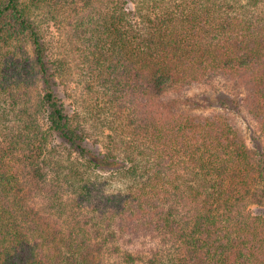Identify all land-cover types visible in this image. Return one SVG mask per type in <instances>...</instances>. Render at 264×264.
Segmentation results:
<instances>
[{
  "label": "trees",
  "instance_id": "1",
  "mask_svg": "<svg viewBox=\"0 0 264 264\" xmlns=\"http://www.w3.org/2000/svg\"><path fill=\"white\" fill-rule=\"evenodd\" d=\"M53 3L104 139L58 94L70 64L34 17ZM35 76L48 130L77 154L52 174L20 82ZM217 85L264 139V0H0V264H133L147 246L149 264H264V214L250 209L264 204V146L232 109L201 112L187 96ZM106 170L126 185L98 200L91 175Z\"/></svg>",
  "mask_w": 264,
  "mask_h": 264
},
{
  "label": "rangeland",
  "instance_id": "2",
  "mask_svg": "<svg viewBox=\"0 0 264 264\" xmlns=\"http://www.w3.org/2000/svg\"><path fill=\"white\" fill-rule=\"evenodd\" d=\"M49 5L51 6L46 5L41 9L36 10L34 17L37 20L38 24L41 26L43 33L46 35V39L50 45V53L52 54V56L54 58L66 59L70 64L69 75L67 76V79L64 83L60 82L58 94L65 102L68 110L71 113H73L74 110H79L82 112L84 110L87 118L84 119V123L89 126L91 130L94 126H97L94 128V132L96 131L95 133L98 134L100 139H104L106 134H109L110 131L103 123H100L103 126L98 125L95 122V119L98 120L97 116H99L100 120L103 122L106 118V114H104L103 110H100V108H96V101L92 100L91 92H89L87 85L85 84L84 79L81 76V60L78 55H75L74 45L71 44L70 36L72 34V28L69 25V22L67 21L64 15L65 13L63 11L53 6L54 3ZM18 64L22 65V60L19 61ZM13 70L14 69L12 68L11 71ZM10 75H12L14 79L8 78L7 81H9L11 84H15L17 80H15L16 78L14 75V71ZM20 82L24 84L27 83L34 88V108H36L37 111V114L35 115L43 129L45 131L47 129L46 154L47 158H49V163L52 161L51 168L47 170H49L50 174H52V166L54 160L64 161V163L68 165V161L70 160V158H75L77 154L69 145L62 142L57 136L50 133V131L48 130L49 124L47 119V112L43 107L44 104L42 103V98L45 93L43 91L40 77H30L25 80H20ZM187 96L199 103L198 110H200L201 112L209 113L223 110L228 111L229 109H232V111L236 113L238 119L241 122V126L244 129L250 147L259 149L264 146V139H262L258 123L250 116L245 107L239 106L237 105V103L232 102L231 100L224 103L223 99H226V97L228 96H231V99L233 100L237 98L232 94L230 95L229 90L224 86L217 85L215 86V88H211L209 86L196 87L191 89L187 93ZM91 115H93V117H91ZM85 120H88V123H86ZM91 176L93 178H96L97 180H101L104 182L103 185L97 187V189L94 191L97 197L99 196L97 198L98 200L100 199V197H102V194L103 196L104 194H111L113 191H116L122 186L126 185L125 181L118 178L115 174L107 172V170L94 172ZM98 188H100L101 190H99ZM66 197H68V200L70 201L74 199V197L69 193L66 194ZM93 199L94 200L89 202V204L98 201L95 196ZM250 209L254 213L264 214V204H252L250 205ZM143 249L145 250L143 251L144 253L142 255L145 256V259H142V261L133 264H149L146 260L151 257L153 250L148 246ZM154 250V252H156L157 249ZM135 252L137 251H134V253ZM115 262L116 264H127L121 260L116 261V259Z\"/></svg>",
  "mask_w": 264,
  "mask_h": 264
}]
</instances>
